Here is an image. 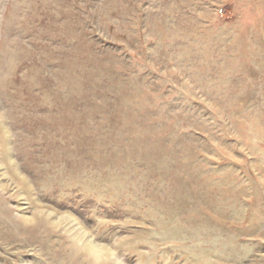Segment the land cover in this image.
I'll use <instances>...</instances> for the list:
<instances>
[{"label":"rangeland","instance_id":"rangeland-1","mask_svg":"<svg viewBox=\"0 0 264 264\" xmlns=\"http://www.w3.org/2000/svg\"><path fill=\"white\" fill-rule=\"evenodd\" d=\"M0 264H264V0H0Z\"/></svg>","mask_w":264,"mask_h":264}]
</instances>
